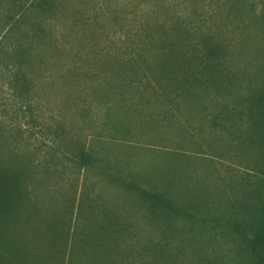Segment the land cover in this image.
I'll return each mask as SVG.
<instances>
[{
    "label": "rangeland",
    "instance_id": "1",
    "mask_svg": "<svg viewBox=\"0 0 264 264\" xmlns=\"http://www.w3.org/2000/svg\"><path fill=\"white\" fill-rule=\"evenodd\" d=\"M75 1L73 8L86 15L107 3ZM21 3V11L6 8L11 23L0 21V71L7 63L2 53L21 48L39 72L32 115L22 99L10 98L0 73V99L21 108L13 118L0 115V170L19 177L18 193L0 211V264H248L234 253L233 234L203 223L201 215L238 218L245 205L257 210L264 189L256 150H229L184 109L156 119L155 105L146 101L145 64L114 49L96 19L64 18L33 0ZM122 5L113 8L121 21L131 11ZM145 11H135L142 22ZM252 24L239 23L249 29L236 41L243 57L235 68L246 77L264 74V26ZM79 101L92 106L84 118L76 111L84 105ZM97 107L113 111L117 131H100ZM53 122L66 129L65 142L45 130ZM71 139L93 159L86 173L51 174L39 164L52 141L72 156ZM145 189L169 197L174 213L162 215V205L153 211L139 195Z\"/></svg>",
    "mask_w": 264,
    "mask_h": 264
},
{
    "label": "trees",
    "instance_id": "2",
    "mask_svg": "<svg viewBox=\"0 0 264 264\" xmlns=\"http://www.w3.org/2000/svg\"><path fill=\"white\" fill-rule=\"evenodd\" d=\"M33 1L37 6L48 7L53 15L78 19L92 16L94 21L96 19L102 31L109 34L108 41L114 49L120 48L127 51L126 54H134L137 60L145 64L146 81L150 85L146 101L155 105L156 119L164 122L171 115L166 111L177 113L184 109L186 118H198L209 135L225 144L229 150L254 148L256 158L262 163L260 189H264V74L261 76L258 71L246 77L244 71H236L237 62L243 57L236 41L239 35L241 40L244 39L242 32L249 29L247 25L240 27L239 23L261 22L260 27L264 26V0H104L107 2L105 9L93 15H86L87 11L82 7L81 12L73 8L77 2L75 0ZM80 1L81 6L98 3V0ZM110 1L114 3L112 8L108 3ZM21 2L0 0L2 24L13 21L10 9L6 8L19 5L21 11ZM120 2L123 7L131 6L128 17L123 21L116 16L118 11L113 9ZM137 8L146 9L143 22L138 19ZM3 10L8 14L1 16ZM2 56L7 63L3 64L4 69L0 73L5 75L2 77L6 79L4 84L7 81L10 98L16 96L22 99L27 105L25 111L32 115L33 78L39 72L35 59L31 58L30 52L21 48L12 50L10 55L3 52ZM78 103L84 104L82 101ZM11 106H6L0 99V115L4 118L15 117L21 108L12 109ZM91 107L87 109L91 110ZM87 109L85 104L76 107L82 118L87 115ZM101 109L95 108L100 131H117L113 111L107 109L101 112ZM45 130L55 140L61 137L65 142L63 139L68 137L66 129L58 122H53ZM62 144L52 141L45 146L47 149L44 148L48 159L39 164L44 165L51 174H57L59 169L63 175L66 170L86 173L92 167V157L82 150L78 140L70 141L74 151L72 156L62 151ZM186 144L193 149L192 142ZM227 159L232 161L230 157ZM246 163V167H250L249 162ZM18 179L17 174L1 168L0 211L5 210L18 193ZM139 195L153 211L162 205L165 206L162 215L174 213L176 203L169 197L152 194L151 189L139 191ZM208 216L209 213L203 212L201 221L205 223L208 219L210 223L233 234V250H236L233 252L236 255L245 256L248 264H264V196L258 201L256 211L245 205L241 217ZM149 220L152 222V219Z\"/></svg>",
    "mask_w": 264,
    "mask_h": 264
}]
</instances>
